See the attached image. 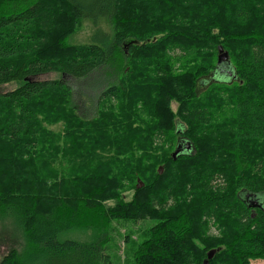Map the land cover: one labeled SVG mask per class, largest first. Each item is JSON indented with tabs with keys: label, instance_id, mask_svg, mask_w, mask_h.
I'll return each instance as SVG.
<instances>
[{
	"label": "trees",
	"instance_id": "1",
	"mask_svg": "<svg viewBox=\"0 0 264 264\" xmlns=\"http://www.w3.org/2000/svg\"><path fill=\"white\" fill-rule=\"evenodd\" d=\"M85 21L110 32L71 45ZM99 72L110 80L86 98L96 116L121 103L119 116L82 125L58 107L75 137L58 159L38 100L78 112L65 77ZM49 74L60 78L37 80ZM12 82L0 96L13 104L0 112V217L22 228L28 251L1 264H116L114 222L150 225L142 242L125 240L127 264L264 260V0H0V85ZM160 143L171 148L162 175L136 157Z\"/></svg>",
	"mask_w": 264,
	"mask_h": 264
},
{
	"label": "rangeland",
	"instance_id": "2",
	"mask_svg": "<svg viewBox=\"0 0 264 264\" xmlns=\"http://www.w3.org/2000/svg\"><path fill=\"white\" fill-rule=\"evenodd\" d=\"M98 31L102 32H110V28L107 25L105 21L100 23V26H95L92 22L90 21H85L83 24L79 27L77 32L70 37L68 42L71 45H86L91 43V41H94V37L98 39H102V36L100 33H97ZM96 33V34H95ZM200 65L202 64L199 63ZM220 76V74H218ZM60 76L58 74H49V75H44L41 77H38L37 80L39 82H45L46 80H55L59 79ZM214 77H211L213 79ZM109 78L105 72H99L92 74L90 77L87 79L83 80V82H77L73 80L70 77H65V82L70 85L72 88H74L75 92L77 93V103L80 105L79 107V114L78 112H74L72 109V105L67 101L66 104H61V103H55L50 99V98H43L41 100H38L39 105V110H43L45 114H41L40 121L43 124L45 135L47 139L51 137L50 144L52 145L51 141H53L54 145H52L55 148L56 155L58 159L62 158L67 150V142L70 140H75V137H71L70 139L68 137L69 130H66V124L63 122V119L61 115L58 113L62 112L59 110L58 107L64 108L65 113L67 114L68 117L73 118V120H82L83 124L87 125H96L97 121L96 119L99 118V120H103V116L106 118L110 119V116L118 115L116 113V110H121L122 107L121 103L118 102V104H107L105 106H102L100 110L97 111V116H96V106L95 103H89L86 97H92L94 100L96 96L102 91L104 86H106L109 82ZM19 87V84L16 82H12L10 84H5V85H0V96L7 95L13 91H15ZM200 89L203 90V88L200 85ZM84 95L85 98L83 97ZM206 94H203V97ZM37 103V105H38ZM13 108V104H9L5 102L4 100H0V112L4 111L7 112L9 109ZM53 110V114L49 116V122L46 123V109ZM177 105H174V110H176ZM116 109V110H115ZM55 115L54 117H52ZM4 116V115H3ZM87 117L88 119H84L83 117ZM96 116V118L94 117ZM94 117V118H93ZM53 120V121H52ZM122 123H125V118L123 117ZM47 127V128H46ZM76 127L71 128L70 130V135L73 134V131ZM107 130H110L109 128H106ZM49 133L51 136H49ZM124 136H127V132L124 134ZM72 138V139H71ZM160 141V139H159ZM166 142V139L163 140ZM124 143L125 140L123 141ZM163 145V150L159 148ZM154 149L152 150L151 153L148 152V155L143 154L145 152H137L136 157L141 158V156L144 155V158L147 159L149 163L148 170L153 169L152 174H156L159 172L161 175L165 172L166 166H165V159H166V153L170 151V147L166 144H159V145H154ZM249 148V147H248ZM247 148V149H248ZM264 148V147H263ZM263 148H258L260 152L263 154L264 149ZM126 148H123V151H127ZM252 150V149H251ZM112 152L111 150H108L107 153ZM142 153V154H139ZM105 155V154H104ZM136 160H138L136 158ZM103 161V158H102ZM101 161V162H102ZM101 162H96V166H101ZM153 163V164H152ZM44 166L46 167V161H44ZM74 171L77 172L78 174H81V172L84 169H88L87 166L81 165V166H74ZM141 178H138L136 183L133 185L135 187L137 185L138 188L143 187V184L141 183ZM138 182V184H137ZM144 184H146L144 181H142ZM142 185H141V184ZM140 184V185H139ZM5 194L4 188H2L0 184V198L3 197ZM133 197V193H129L125 196V200L129 201ZM126 224H117V223H111V227H115V231L113 233V239L114 242H112L114 246V250L112 248L111 244V249L110 252L113 256H115L116 264H127V258L128 256H132L133 250L131 249V246L127 244L125 240L129 239L131 242L133 241H138L137 243H140L143 241V232L150 227L149 223L146 222H139L137 224H133L131 222H125ZM222 224L224 226L228 227V222L223 221ZM210 235L213 236H219V231L215 228L212 227L210 230ZM126 237V238H125ZM128 237V238H127ZM12 251H15L17 253H24L25 251H28L27 243H26V236L24 234V231L22 228L17 224V222L11 218L10 215L2 216L0 217V264L3 261V259L8 256ZM116 252V253H115ZM117 254V255H116ZM251 264H264V260H256L252 261Z\"/></svg>",
	"mask_w": 264,
	"mask_h": 264
},
{
	"label": "water",
	"instance_id": "3",
	"mask_svg": "<svg viewBox=\"0 0 264 264\" xmlns=\"http://www.w3.org/2000/svg\"><path fill=\"white\" fill-rule=\"evenodd\" d=\"M219 52H220V54H219V58H218V60H219V64L228 62V60H229V55H228V53L225 52L222 48H220ZM183 150H184L183 147H182V146H179V147L176 149V151L174 152V154H173L174 159H176L177 156H179V155L183 152ZM186 150H189V146L187 147ZM251 196H252V195H251ZM252 197H256V196H252ZM247 198H250V195H248ZM253 201H254V202H253ZM252 202L254 203V207L259 206V204H258L259 201L253 199ZM213 255H214V253L212 252V253L210 254V256H209V260L213 257ZM204 264H209V262H208V261H205Z\"/></svg>",
	"mask_w": 264,
	"mask_h": 264
},
{
	"label": "flooded vegetation",
	"instance_id": "4",
	"mask_svg": "<svg viewBox=\"0 0 264 264\" xmlns=\"http://www.w3.org/2000/svg\"><path fill=\"white\" fill-rule=\"evenodd\" d=\"M248 199V198H247ZM254 204V203H253Z\"/></svg>",
	"mask_w": 264,
	"mask_h": 264
}]
</instances>
